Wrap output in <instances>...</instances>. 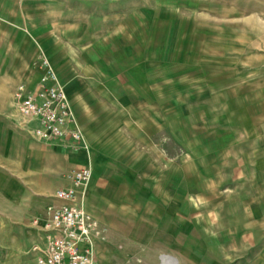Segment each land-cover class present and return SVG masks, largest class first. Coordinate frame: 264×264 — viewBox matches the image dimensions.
I'll return each mask as SVG.
<instances>
[{"label":"rangeland","instance_id":"rangeland-1","mask_svg":"<svg viewBox=\"0 0 264 264\" xmlns=\"http://www.w3.org/2000/svg\"><path fill=\"white\" fill-rule=\"evenodd\" d=\"M0 16V58L24 35L28 49L26 66L0 65V116L39 59L59 55L109 91L94 100L102 119L146 124L144 104L158 118L147 125L171 160V238L144 210V241L117 245L100 225L111 264H264V0H0ZM38 35L54 37L50 55ZM2 144L0 264H36L45 223L5 204Z\"/></svg>","mask_w":264,"mask_h":264},{"label":"crops","instance_id":"crops-1","mask_svg":"<svg viewBox=\"0 0 264 264\" xmlns=\"http://www.w3.org/2000/svg\"><path fill=\"white\" fill-rule=\"evenodd\" d=\"M20 10L22 13V9ZM1 28L3 27H0V35L3 33ZM36 38L38 46L44 47L50 55V45L54 43V37L38 35ZM25 40L27 41L24 35L16 45L5 43L3 57L0 58L1 66L27 65L25 57L28 49L24 45ZM83 47L85 49V46ZM36 52L37 48H34L33 53ZM50 61L65 86L74 114L91 149L89 152H75L59 142H40L32 134L36 126L34 122L25 126L18 110L4 113V116H0V146L2 141L5 204L26 205L27 218H38L40 223L44 224L49 217L48 206L62 204L55 199V193L69 186L66 175L74 169L86 166L91 168L92 178L82 197L88 211L100 222L110 239L120 244L131 241L134 234H142V238L136 237L133 240H146L147 231L134 229L136 219L141 218V214L136 215L135 212L140 210H144L151 219L156 220L153 224L149 223L155 226L154 233L163 236L164 240L166 236L170 239L171 160L166 159L165 152L160 151L148 132V122L152 126L151 132L157 130L155 120L158 118L155 112L150 106L142 105L144 111L139 114V119L147 118L146 124H141L140 121H111L109 115L102 119V113L97 115L93 108L94 100L98 97L97 93L106 98L110 93L107 90L93 92L89 88L91 82L98 78L94 76L95 79H92L87 71L77 75L75 68L71 67L72 64L61 59L59 55ZM83 61L87 66L92 65L87 63L84 57ZM61 62L62 64H59ZM40 76V72L31 69L26 77L24 75L25 78L22 77L26 82L23 84L28 90L34 91L38 88ZM100 108L107 114L108 109L102 105ZM12 118H15V121ZM178 228L181 233L182 227ZM43 240L44 233L41 231L38 243L43 245ZM96 247L97 264H111L108 260L110 253L104 252L106 246L99 241ZM119 253L122 257H129L141 254L142 251L120 250ZM152 256H156V253Z\"/></svg>","mask_w":264,"mask_h":264},{"label":"built area","instance_id":"built-area-1","mask_svg":"<svg viewBox=\"0 0 264 264\" xmlns=\"http://www.w3.org/2000/svg\"><path fill=\"white\" fill-rule=\"evenodd\" d=\"M40 80L34 91L20 85L14 98L19 115L27 126L35 123L32 134L40 142H59L72 151L89 152L91 147L74 114L64 85L46 56L39 59ZM92 178L90 167L66 175L69 186L59 189L49 205V217L40 228L42 243L35 244L36 264H97L94 251L102 229L87 210L82 193Z\"/></svg>","mask_w":264,"mask_h":264},{"label":"bare ground","instance_id":"bare-ground-1","mask_svg":"<svg viewBox=\"0 0 264 264\" xmlns=\"http://www.w3.org/2000/svg\"><path fill=\"white\" fill-rule=\"evenodd\" d=\"M65 87V86H64ZM66 91V90H65Z\"/></svg>","mask_w":264,"mask_h":264}]
</instances>
